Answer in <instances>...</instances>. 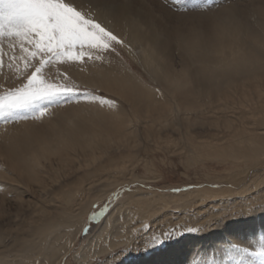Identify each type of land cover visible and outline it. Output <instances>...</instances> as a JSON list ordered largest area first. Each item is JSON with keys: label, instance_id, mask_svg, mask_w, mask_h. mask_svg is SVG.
<instances>
[{"label": "bare ground", "instance_id": "bare-ground-1", "mask_svg": "<svg viewBox=\"0 0 264 264\" xmlns=\"http://www.w3.org/2000/svg\"><path fill=\"white\" fill-rule=\"evenodd\" d=\"M246 1H221L214 10L199 14L178 13L162 0L72 1L73 6L90 13L106 29L129 43L132 59L147 69L155 86L147 84L130 66L121 64L101 62L79 70L68 69L79 81L92 82L120 96L128 109L112 103L107 109L99 106L100 109L92 112L63 117L62 123L66 124L53 131L57 140V148L53 150L39 147L37 151L34 145L39 138L36 137L32 138L33 142L24 137L21 142L9 146L4 139L7 130L0 126V144L5 145L7 162L28 183L35 184L34 188L44 187L40 181L42 174L36 167L41 168V160H50V155L57 156L62 169L69 173L85 170L62 192L60 203L63 209L59 213L53 214L44 206L30 211L27 218L28 222L32 221L28 227L30 235L22 232V236H18V250L11 246L0 247V264H14L10 262L18 257L28 260L15 264H30L34 257L31 252L39 246L47 252L44 264L64 260L72 249L58 252L56 242L64 234L70 235L66 227L75 225V208L82 205L92 187L103 182L115 187L135 178H127L125 173L129 169L128 161L130 163L137 154L133 149L139 128L144 138L152 137L155 144H161L163 132L166 135L170 132L188 143L199 138L194 144L190 143L198 156H224L234 167L262 165L259 160L264 156V0ZM176 141L165 140L169 144H176ZM249 174L245 171L240 180L247 181ZM237 175L233 176L234 180H239ZM106 194L93 197L91 205ZM147 194L131 195L124 210L126 217H117L125 205L114 209L90 240L89 249L82 248L75 258L87 263L85 259L112 252L115 247L128 243L129 237L133 238L138 232L147 234L144 238L148 248L164 246L166 239L156 247L150 246L155 242L152 237L158 226L165 227L166 232L171 226H177V232H184L188 240L201 230H212L216 224L220 226L236 222L240 217L260 214V218H249L247 224H256L264 230V173L242 187H203L159 198ZM139 216L141 230L132 226L130 231L126 219L131 218L134 222L132 218ZM159 217L163 218L156 220ZM187 229L196 231L186 232ZM241 229L236 226L230 230L228 239L224 240L227 247L238 244V249L250 247L251 250L264 251V232L253 233L254 238L242 240L241 237L250 235V232L244 234ZM226 233L216 234L214 239L224 238ZM139 236L137 234V238ZM133 247L135 251L130 253L136 255L137 243H133ZM199 247V243L190 242L186 248L194 251ZM238 249L231 253L251 256L245 251L239 253ZM170 251V263L181 264L182 256L178 255L177 247L170 248ZM193 254L195 251L188 256ZM224 262L225 255L221 256L220 264Z\"/></svg>", "mask_w": 264, "mask_h": 264}, {"label": "rangeland", "instance_id": "rangeland-1", "mask_svg": "<svg viewBox=\"0 0 264 264\" xmlns=\"http://www.w3.org/2000/svg\"><path fill=\"white\" fill-rule=\"evenodd\" d=\"M72 1L73 0H71V2L70 0H65V2L69 3H72ZM162 1L176 12L179 11L178 13L199 14L202 12H209V9L210 11L214 10L215 7L219 6V4L225 0ZM242 1L245 2L246 0ZM94 20L97 23H100L99 20ZM113 34L116 35L114 32ZM122 40L126 45L129 44L125 39ZM8 45L9 41L5 39L3 45L0 46V96L7 95L11 91L22 86L23 83H26L27 76L35 70V66H39L40 62L39 56L35 58H31L29 56V53L33 51L31 44L27 42L24 44V48L27 49V51L22 50L19 43H16L12 47H9ZM128 47L129 46L125 47L124 45L117 44L115 45L116 52L108 50L107 52L99 53L101 57L100 59H96L97 53L93 50L92 59L85 56L83 61L64 59L62 61H55L50 65H46L42 71L49 73L50 78L58 79L60 83L67 84L69 87H75L77 91L81 93L79 99L74 98L72 101H69L61 106L52 107L48 112L34 119H18L15 122L0 125L2 128L7 130V133L5 134L7 138H4L3 135V138L7 139L5 140L6 143L11 146L13 142H21L24 137L33 142L32 138L35 139L36 137L39 138V141L36 142V145H33L36 146L35 149L37 151L40 150L39 147H48L50 150H53L57 148V140L54 138L53 131L55 128L66 124V122L65 124L64 122L62 123L63 117H71L72 115L82 112H92L95 111L96 108L100 109L98 108L99 106H103V108L107 109V105L112 103L115 105L120 104L124 108L128 109L127 103L120 96H117L107 90H103L99 86L94 85L92 82L79 81V79L75 77L74 73L72 74L68 70L73 68L79 70L81 67L87 68L92 66V64L94 65V63L101 62L103 64L107 62L118 65L121 64L130 66L135 73L143 77L147 84L149 83L152 87L155 86L154 82L150 79L146 72L147 69L132 59V56L130 55L131 48ZM117 53L119 54L117 55ZM10 57L12 58L10 59ZM29 59L31 60V63L28 67H25V64L28 63ZM175 68L179 69L178 66H175ZM64 77H67V79H64ZM85 93L87 95H84ZM128 113L130 114L131 112L128 111ZM21 115L31 116L32 114L22 112ZM135 121H133V123L137 124L138 122ZM195 131L199 132V130ZM163 133L164 135L162 137L164 139L160 140L161 144H155L152 142V137L144 138L145 136L143 135L142 129L139 128L136 139L137 143H134L136 147L133 149V153L137 154L131 158L130 163L128 161L127 165L129 166V169L125 173L127 178H135L127 183L117 185L115 187L106 186V182L92 187L90 192L87 193L85 200L81 203L82 205L75 208V212L73 213V220L76 221L74 223L75 225L73 228L71 226L66 227L67 233H70V235L64 234L63 237L56 242V246L59 248L58 252L61 250L63 251V249L65 250L66 248H69L70 250L72 249L68 256L61 262L59 260L57 264H171L170 248L176 247L178 255L182 256L183 262L181 264H220L221 256L224 255V264H264V251L259 250V252L258 249L251 250L250 247L238 249V244L227 247L224 241L225 238L228 239L230 230L235 229L236 226L241 227V231L244 234L250 232V235L241 237L242 240L254 238L255 236L253 233L259 234L260 232H264L263 228L260 230L256 224H253V226L247 224L249 218H260V214H256L255 216L251 215L249 218L245 216L240 217L236 222H228L227 224L224 223L220 226L216 224L212 230L210 228L204 231L201 230L198 234L190 236L188 240V237H186L187 235H180L182 231L177 232V226H171L168 231L172 230L175 233L177 232L176 236L174 238L166 239L164 246H158L151 249L148 248L149 245H147V241L144 238L147 234H144L145 236L142 234V236L141 233L138 232L137 234H140L138 238L137 234H135L133 238L129 237L128 243L115 247L116 249H113L112 252L94 255L89 259H85L87 263H84V261L80 262L75 258L76 253L79 250H82V248L86 247L89 249L90 240L97 235V230L102 226L105 219L114 209L118 206L125 205L122 209V213L119 212L117 217H126L124 210L127 207L126 204L132 194L149 193L150 195H158L157 198H159L161 195L170 193L183 194L190 190H196L203 187H211L213 189H224L228 187L234 188L238 185L242 187L245 186L249 180H253L257 176L264 173V156L261 160H259L260 162H263L261 166H258L260 168L256 165L249 167L248 164H242L239 167H234L224 156H198L193 145L190 143L194 144L195 141L199 140V138H196L192 142L188 143V141L186 142L182 139L179 140L178 134L169 132L168 135H166L165 132ZM147 140L150 142H146ZM165 140L177 141L176 144H169L165 142ZM0 143L2 144V142ZM1 144L0 247L11 246L14 250H18L20 248L19 242H16L18 236H22V232H24L25 235H30V232L28 233V227L32 225V221H27L30 211L32 209H36L37 207L44 206V208H47V210L51 213H59L61 209H63L60 203L61 198L64 195L62 192L67 190L76 178L83 175L85 170L69 173L62 169V164H59V161H57V156L50 155V160H46L45 158L41 160V168L38 166L36 167L40 174H42L40 181L41 184H44V187L43 185H40L38 188H34L33 186L35 184H32L31 182L28 183L22 175L10 166L4 156L5 145ZM51 162L53 163L52 168H50ZM254 167H257V169ZM49 168L50 170H48ZM245 171L250 174L247 181H241L240 178L245 174ZM237 173L239 175H237L238 177L236 178L239 180H234L233 176ZM242 173L244 174L242 175ZM104 192H107L106 196L91 205L92 198L99 196ZM16 216L19 217L16 219ZM138 218H132L134 222L130 220L131 218H128L126 219V222L128 220L127 224L129 225L130 223V228L134 226L133 229L137 227V230L140 231L141 218L140 216ZM162 218L163 217H159L156 220H160ZM137 220L140 221L138 222ZM77 221H79V223ZM81 221H83V223ZM259 223L263 224V222ZM254 227L256 228L254 229ZM164 228L165 227L160 228V226L157 227L155 230L157 233L152 237L154 241L156 236L161 234L163 235L166 232V228ZM152 229L153 228L151 227L150 230L152 231ZM130 231H132V228ZM224 232H227L226 237L214 239L216 234L223 235ZM232 233L236 234L235 232ZM239 234L240 233H238V235ZM114 235L115 234L113 233V236ZM190 242L199 243V250L202 249L203 253H198L199 250H194L195 254L188 256L190 253L194 252L187 251L186 247L190 244ZM133 243H137L138 245V247H136V255H134V253H130L135 251ZM145 248H147V250H145ZM194 249H196V247ZM237 249L239 253L241 251H245L244 253H246V255L248 253L251 254V256L244 255L243 257L246 259L240 256V254L234 256L231 252ZM31 253L34 257L30 259V264H44V254L47 252L44 251L42 246L37 247V249ZM16 256H18L17 253ZM248 257H250V259L253 258V260L248 259ZM247 259L249 261H247ZM27 260L28 259L26 258L24 259L23 257H18V259L10 263L15 264L17 262L19 263V261L25 263ZM162 260L166 263H163Z\"/></svg>", "mask_w": 264, "mask_h": 264}, {"label": "snow or ice", "instance_id": "snow-or-ice-1", "mask_svg": "<svg viewBox=\"0 0 264 264\" xmlns=\"http://www.w3.org/2000/svg\"><path fill=\"white\" fill-rule=\"evenodd\" d=\"M5 39L9 41V47L19 43L24 51H27L24 44H31L33 51L29 56H39L40 62L27 76L26 83L0 96V125L18 119H34L52 107L79 99L81 93L75 87L60 83L42 71L46 65L64 59L83 61L85 56L92 59L93 50L97 53L96 59H100L99 53L116 52L117 44L127 47L121 38L97 23L90 13L65 0H0V46ZM30 63L29 59L25 67ZM22 112L32 115H21ZM175 236L176 233L169 230L163 236H156L150 246L156 247Z\"/></svg>", "mask_w": 264, "mask_h": 264}]
</instances>
